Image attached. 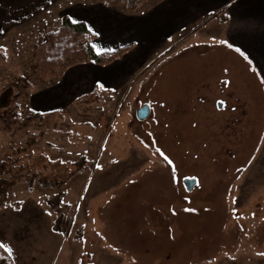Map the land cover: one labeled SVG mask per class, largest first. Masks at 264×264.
<instances>
[{
	"label": "rangeland",
	"instance_id": "obj_1",
	"mask_svg": "<svg viewBox=\"0 0 264 264\" xmlns=\"http://www.w3.org/2000/svg\"><path fill=\"white\" fill-rule=\"evenodd\" d=\"M3 1L0 91L17 84L21 116L45 90L43 109L60 111L26 132L0 126V243L13 263L264 264V87L253 69L224 81L233 69L218 39L188 27L144 65L139 48L42 81L31 47L63 16L92 20L96 49H114L123 43L105 39L97 4L139 6Z\"/></svg>",
	"mask_w": 264,
	"mask_h": 264
},
{
	"label": "crops",
	"instance_id": "obj_2",
	"mask_svg": "<svg viewBox=\"0 0 264 264\" xmlns=\"http://www.w3.org/2000/svg\"><path fill=\"white\" fill-rule=\"evenodd\" d=\"M96 7V19L101 23L111 22L109 29L100 31L105 39H112L113 43H134L123 58L140 48L141 58H144L141 65H144L166 46L171 37L191 27L192 33L197 34L195 37L214 33L215 39H218L214 43L222 53V57L217 56L218 60L223 58L229 68L235 69L226 71L229 74L224 75V81H235L231 74L234 72L239 77L236 81L247 82V68H252L254 80L256 78L264 87V0H145L132 13L121 12L104 4H97ZM73 21L85 22L96 35V49L98 31L94 22L88 19ZM89 22H93V25ZM83 65H87L83 67H88L92 72L96 69L90 63ZM40 95L45 98L34 101L33 110L44 113L49 110L43 108L52 104L49 98L51 94L45 90Z\"/></svg>",
	"mask_w": 264,
	"mask_h": 264
},
{
	"label": "trees",
	"instance_id": "obj_3",
	"mask_svg": "<svg viewBox=\"0 0 264 264\" xmlns=\"http://www.w3.org/2000/svg\"><path fill=\"white\" fill-rule=\"evenodd\" d=\"M3 1V0H2ZM42 0H38L40 2ZM126 4L130 10H135L145 0H118ZM4 2V1H3ZM5 3V2H4ZM6 8L0 6V14L5 13ZM96 35L83 21H73L63 16L59 26L55 30L39 36L31 47L33 61L32 72L42 81L62 77L67 69L76 65L94 63L99 66L109 65L121 59L133 47L134 43H127L110 51L98 52L94 47ZM0 59L4 56L0 54ZM18 81L24 87L30 84L19 77ZM17 84H8L0 91V126L5 131L13 128L26 130L33 125L39 126L40 121H45L59 110L53 112H37L29 110L26 115H20L19 93ZM2 164H0V168ZM0 264H13L8 253L0 249Z\"/></svg>",
	"mask_w": 264,
	"mask_h": 264
},
{
	"label": "water",
	"instance_id": "obj_4",
	"mask_svg": "<svg viewBox=\"0 0 264 264\" xmlns=\"http://www.w3.org/2000/svg\"><path fill=\"white\" fill-rule=\"evenodd\" d=\"M148 115H149V108L147 106H144L137 111L138 119H145L148 117ZM195 183H196V180L193 178H187L183 181V184L187 191H191Z\"/></svg>",
	"mask_w": 264,
	"mask_h": 264
},
{
	"label": "snow or ice",
	"instance_id": "obj_5",
	"mask_svg": "<svg viewBox=\"0 0 264 264\" xmlns=\"http://www.w3.org/2000/svg\"><path fill=\"white\" fill-rule=\"evenodd\" d=\"M75 22V21H74ZM223 43V42H222ZM232 45H229V47H231ZM237 51H240V49H236ZM243 54V53H242ZM245 59H248V57H245ZM249 63H251V61H249ZM221 104L224 103V101H220ZM159 151V150H158ZM160 155L163 156L164 160L167 161L168 164H172L173 161L167 156L165 155L163 152H160ZM175 214V213H174ZM0 249H3L6 253H8V255H12L13 253V249L11 247L6 246L3 243H0ZM261 255H264V253H261Z\"/></svg>",
	"mask_w": 264,
	"mask_h": 264
}]
</instances>
